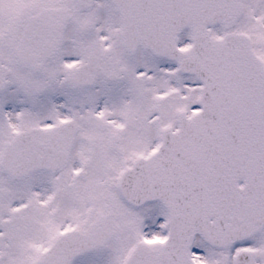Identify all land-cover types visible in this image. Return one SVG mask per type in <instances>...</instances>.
Wrapping results in <instances>:
<instances>
[{
  "label": "snow or ice",
  "instance_id": "1",
  "mask_svg": "<svg viewBox=\"0 0 264 264\" xmlns=\"http://www.w3.org/2000/svg\"><path fill=\"white\" fill-rule=\"evenodd\" d=\"M0 264H264V0H0Z\"/></svg>",
  "mask_w": 264,
  "mask_h": 264
}]
</instances>
